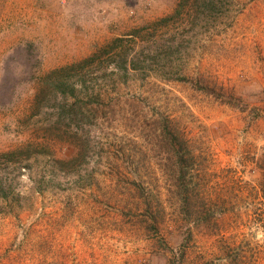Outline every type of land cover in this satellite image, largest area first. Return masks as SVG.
I'll use <instances>...</instances> for the list:
<instances>
[{
  "label": "rangeland",
  "instance_id": "rangeland-1",
  "mask_svg": "<svg viewBox=\"0 0 264 264\" xmlns=\"http://www.w3.org/2000/svg\"><path fill=\"white\" fill-rule=\"evenodd\" d=\"M21 149L0 264H264V0H0Z\"/></svg>",
  "mask_w": 264,
  "mask_h": 264
},
{
  "label": "trees",
  "instance_id": "trees-1",
  "mask_svg": "<svg viewBox=\"0 0 264 264\" xmlns=\"http://www.w3.org/2000/svg\"><path fill=\"white\" fill-rule=\"evenodd\" d=\"M95 57H96V55L94 57H92L91 60H93ZM87 62H89V60L88 61L79 62V63H74V64H71V65H68V66H65V67H61V68H58L56 70L51 71L45 77L46 78V80H44V82H46L45 88H48V90H54L55 88L58 89V90H65L64 87L66 88V86H70V84L67 83L66 75L70 74V76H73L76 71L80 72L76 68L79 67V66L80 67L84 66V64L87 63ZM81 68H83V67H81ZM69 70H72V72L71 73H65V72H67ZM78 74H82V73H78ZM81 103H84V105L88 104L86 99L84 100V99L76 96L74 98L72 106H74V105L76 106V105L81 104ZM19 152H21V154H25L24 150H22V149L19 150V151L18 150H11V151L0 152V160L6 161V162L13 161V159L18 157V153ZM1 184L4 185L3 183H1ZM2 185L0 186V188L2 187ZM5 188L6 187H2V189H5Z\"/></svg>",
  "mask_w": 264,
  "mask_h": 264
}]
</instances>
